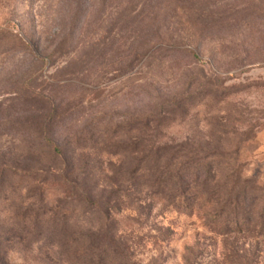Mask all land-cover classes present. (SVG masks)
I'll return each instance as SVG.
<instances>
[{
	"label": "rangeland",
	"instance_id": "obj_1",
	"mask_svg": "<svg viewBox=\"0 0 264 264\" xmlns=\"http://www.w3.org/2000/svg\"><path fill=\"white\" fill-rule=\"evenodd\" d=\"M87 235L264 264V0H0V264Z\"/></svg>",
	"mask_w": 264,
	"mask_h": 264
},
{
	"label": "trees",
	"instance_id": "obj_2",
	"mask_svg": "<svg viewBox=\"0 0 264 264\" xmlns=\"http://www.w3.org/2000/svg\"><path fill=\"white\" fill-rule=\"evenodd\" d=\"M149 121H150L149 119H145V124ZM139 122L141 123V120ZM53 149L55 151H58L56 146ZM175 196H177V195H175ZM195 197H197V196H195ZM181 204H182V202L179 201L178 205H176V206L174 205L176 210H178L179 212H183L182 210L186 209V207H185L186 205L182 206ZM190 210H191V208L189 209V207H188L187 212H191ZM82 237H88L86 239V240H88V244L86 246H82L81 254L85 255V256H89L91 264H105V256L108 254V252L110 250H112L113 247H114V249H116L115 244L112 243L111 239H108L106 244L103 247H100L99 243H97L95 241L96 238H92V236H89V235L82 236Z\"/></svg>",
	"mask_w": 264,
	"mask_h": 264
}]
</instances>
